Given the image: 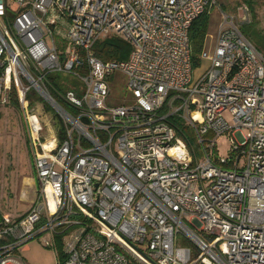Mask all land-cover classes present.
I'll use <instances>...</instances> for the list:
<instances>
[{"label":"built area","instance_id":"obj_1","mask_svg":"<svg viewBox=\"0 0 264 264\" xmlns=\"http://www.w3.org/2000/svg\"><path fill=\"white\" fill-rule=\"evenodd\" d=\"M216 3L0 0V104L15 92L37 181L22 216L0 214V264L44 235L63 264H264V53L223 13L193 76L189 29ZM111 34L126 59L94 53ZM117 72L131 101L110 106Z\"/></svg>","mask_w":264,"mask_h":264},{"label":"rangeland","instance_id":"obj_2","mask_svg":"<svg viewBox=\"0 0 264 264\" xmlns=\"http://www.w3.org/2000/svg\"><path fill=\"white\" fill-rule=\"evenodd\" d=\"M243 9L247 10V20L243 18ZM223 13L233 16L243 35L259 52L264 53V0H217L216 5L211 9L205 38V47L208 50L214 43L216 29ZM111 35L124 39L120 34ZM207 65L208 62L204 59L198 66L193 67V76H198ZM62 78L65 82L82 85V81L77 77L66 74L62 75ZM126 80V76L122 73H115L110 82L108 105L113 106L131 101L126 88ZM31 100L37 111L44 113V116L51 122L52 113L43 111L46 109H42V101L36 97ZM224 117L229 120V113L224 112ZM185 131L192 143L198 146L195 132L188 128ZM26 139V127L21 110L9 104H0V213L12 218L27 209L28 202L22 201L29 200V195L25 197V194L29 191L30 194L33 190L34 200L37 193V186L34 189L29 188L25 183L32 170L31 149ZM216 146L220 156L227 155L231 146L227 133L218 137ZM22 193L24 197L21 196ZM44 236L33 238L23 246L21 255L25 264H59L56 242L45 246L42 242Z\"/></svg>","mask_w":264,"mask_h":264},{"label":"trees","instance_id":"obj_3","mask_svg":"<svg viewBox=\"0 0 264 264\" xmlns=\"http://www.w3.org/2000/svg\"><path fill=\"white\" fill-rule=\"evenodd\" d=\"M210 13L211 9H206L196 19L193 20L189 29V39L191 45V57L193 67H196L200 64L199 54L205 46V38L207 35ZM130 49V43L116 35H109L103 39H100L95 42L93 46L94 53L102 60L126 59L130 52ZM49 79L53 82V84L57 85L54 76H50ZM8 104L19 108L14 91H12L11 93L10 102ZM45 108L49 109L48 107ZM53 117L54 119H56L55 115H53ZM55 122L59 125L58 121L55 120ZM56 247L59 251V264H63L66 256L62 250V242L59 237L56 238Z\"/></svg>","mask_w":264,"mask_h":264},{"label":"crops","instance_id":"obj_4","mask_svg":"<svg viewBox=\"0 0 264 264\" xmlns=\"http://www.w3.org/2000/svg\"><path fill=\"white\" fill-rule=\"evenodd\" d=\"M26 143H27V139H26ZM30 159H31V163H32L31 154H30ZM25 183L28 184L29 188L32 187L34 189L37 186V181H36V177H35V173H34V169H33V164H32V170H31L30 176L25 180ZM29 192H27V194H25V197H27L29 195V200H22V201H27L28 202L27 209L25 211H23L22 213H18L15 218L22 216L28 210V208L30 207V205H31L30 203H32L31 201H33V198H34V193H33V190L31 191L32 193L29 194ZM21 196H23V193H22Z\"/></svg>","mask_w":264,"mask_h":264}]
</instances>
